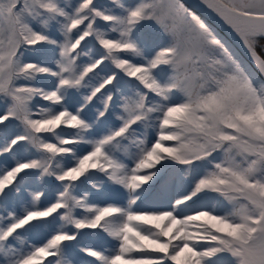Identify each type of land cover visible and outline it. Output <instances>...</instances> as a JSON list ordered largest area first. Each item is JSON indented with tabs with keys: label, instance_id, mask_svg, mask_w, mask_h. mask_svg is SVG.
I'll return each instance as SVG.
<instances>
[{
	"label": "snow or ice",
	"instance_id": "1",
	"mask_svg": "<svg viewBox=\"0 0 264 264\" xmlns=\"http://www.w3.org/2000/svg\"><path fill=\"white\" fill-rule=\"evenodd\" d=\"M194 7L0 0V264H264V0Z\"/></svg>",
	"mask_w": 264,
	"mask_h": 264
},
{
	"label": "water",
	"instance_id": "2",
	"mask_svg": "<svg viewBox=\"0 0 264 264\" xmlns=\"http://www.w3.org/2000/svg\"><path fill=\"white\" fill-rule=\"evenodd\" d=\"M185 3L188 4L189 6H192V7H193V10H195V11H199L198 8L194 7L195 4L197 3V0H185ZM240 54H241L242 56H245V58H247V57H246V54H245L242 50H240ZM249 62H251V61H249Z\"/></svg>",
	"mask_w": 264,
	"mask_h": 264
}]
</instances>
